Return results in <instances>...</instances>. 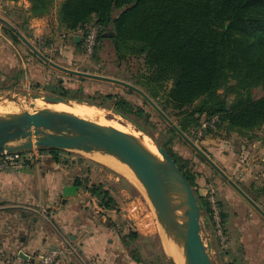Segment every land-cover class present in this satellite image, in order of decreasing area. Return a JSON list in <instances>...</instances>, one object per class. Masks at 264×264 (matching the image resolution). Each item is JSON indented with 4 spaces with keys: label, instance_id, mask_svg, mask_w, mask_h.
<instances>
[{
    "label": "trees",
    "instance_id": "16d2710c",
    "mask_svg": "<svg viewBox=\"0 0 264 264\" xmlns=\"http://www.w3.org/2000/svg\"><path fill=\"white\" fill-rule=\"evenodd\" d=\"M29 2L31 17H40L55 0ZM57 15L69 32L84 30L91 22L101 27L94 55L108 39L118 60L142 57L144 92L171 120L172 113L181 116L176 125L187 137L189 128L199 127L203 116L217 117L218 129L224 125L227 130L245 132L242 135L264 127V96H251L254 88L264 90V0H61ZM11 39L16 41L14 35ZM228 95L234 96L230 104ZM95 105L117 113L156 140L194 189V172L167 148L171 139L161 142L146 132L150 113L142 106L113 94ZM167 130L174 133L171 127ZM38 150L55 161L69 154ZM84 186L100 206L115 209L116 201L104 184ZM198 200L208 221L207 203L200 195ZM126 238L133 259L148 264L136 245L143 237L130 232Z\"/></svg>",
    "mask_w": 264,
    "mask_h": 264
},
{
    "label": "crops",
    "instance_id": "0c3cea01",
    "mask_svg": "<svg viewBox=\"0 0 264 264\" xmlns=\"http://www.w3.org/2000/svg\"><path fill=\"white\" fill-rule=\"evenodd\" d=\"M4 28L0 24V85L12 81L17 73L26 84L34 63L21 55ZM263 137L255 132L250 140L236 137L237 141L225 145L211 135L204 136L201 144L264 211ZM29 153L32 158L24 168L0 171V264H37L49 249L59 250L54 264H144L133 259L126 237L130 232L141 235L148 225L133 228L121 206L103 208L84 188L97 183L108 189L107 184L117 182V178L107 174L105 179L94 177V181L96 167L87 165L83 169L81 161L67 157L55 161L38 149ZM201 170L196 178L199 195L204 194L209 182L216 185L230 240L224 252L216 247L218 264H264V218L230 185L214 179L210 169ZM159 238L161 241V235Z\"/></svg>",
    "mask_w": 264,
    "mask_h": 264
},
{
    "label": "rangeland",
    "instance_id": "374dc122",
    "mask_svg": "<svg viewBox=\"0 0 264 264\" xmlns=\"http://www.w3.org/2000/svg\"><path fill=\"white\" fill-rule=\"evenodd\" d=\"M60 1L61 0H55L54 5L45 15L31 17L29 0H19L16 2L0 0V16L12 23L39 51L48 56L53 62L68 69L117 78L129 82L144 91V80L141 76L146 73V68L144 67L143 58L130 56L125 57L123 60H118L114 48L108 39H104L101 42L95 55H87L84 50V30L69 32L65 30L64 26L60 23L57 15ZM117 13L118 11H115L113 15ZM91 23L86 25H94ZM6 29L7 28H5V34L11 38V35L14 34ZM72 35L79 36L80 39L77 43L80 44L78 46L76 42H74ZM15 37L16 41L12 40L19 46L21 55L28 56L32 59L34 63L32 66L33 69H31V76L29 77L28 83H22L21 80L23 79H21V75L17 73L16 76L11 79L12 81L6 80L0 85V93H8L12 96H17L20 92L40 93L43 95L61 96L69 99L71 102H79L86 105L89 104L88 102L102 104L103 96L108 94L119 95L132 104L142 106L146 112L150 113V118L146 124V132L150 135L152 134L153 137L161 142L171 139L170 144L167 146L168 150L175 157L180 158V162L186 164L189 171L194 172L195 180L199 171L207 167L210 169L211 173L214 174V179L222 181L211 167L197 155L177 133H168L167 129L170 126L140 95L117 84L72 76L54 69L41 61L17 36ZM251 96L253 99L261 98L264 96V90L261 88H254L251 90ZM233 98V95H228L226 98L227 103L230 104ZM19 100L21 101L20 103L24 104L31 102L30 99L27 100L23 97H19ZM95 104L90 103L92 106H96ZM13 105L15 104L4 101L3 105H0V115L19 111L14 110L12 108ZM100 108L105 112L107 120H122L129 124L133 130L139 132L141 136H143L142 133L147 135L135 125L120 117L117 113L107 108ZM26 110L28 112L33 111L29 106H26ZM180 117L181 116L178 117L172 113V121L175 124L180 122ZM213 119H217L214 125H212ZM139 121L140 123H144L143 119ZM218 122L217 117H212L210 119H206L205 116L201 117L199 120V127L189 128V138L203 150L201 142L204 136L215 135L225 142V145L237 141L236 137L244 136L250 139L255 137V132L242 135V133L245 132H239L237 130L230 131L227 130L224 125L218 129ZM209 129L210 132L205 134L204 132ZM256 132L264 135V127ZM249 138L248 140H250ZM24 152L26 153L27 151ZM95 155L97 154L90 155L69 152V154H63L62 157H67L68 159L72 158L75 162L81 161L82 164L80 165L83 169H87V165L96 167L98 171L93 172L94 174L90 173L94 181L96 180L94 177L105 179L104 176L107 174H111V177L114 179L117 178V182L110 181L107 184L109 191L114 194L116 204L124 209L126 215L130 218V224L133 228L138 227L139 224H141L139 226L141 228L144 225H148V228L141 231L143 239L136 243L142 255V260L148 264H168L162 250L159 238V224L154 209L140 183L133 175L131 179L113 168L109 163L98 160L95 158ZM99 169L102 171H99ZM98 173L102 174V177L99 176ZM123 179L124 181H121ZM209 184L213 183L209 182ZM194 192L198 197L200 193L198 192L197 183L194 187ZM214 245L213 243V246ZM216 247L215 245V252L211 257L212 264H218L216 250L218 247ZM219 251L224 252L222 249H219Z\"/></svg>",
    "mask_w": 264,
    "mask_h": 264
},
{
    "label": "water",
    "instance_id": "95a60500",
    "mask_svg": "<svg viewBox=\"0 0 264 264\" xmlns=\"http://www.w3.org/2000/svg\"><path fill=\"white\" fill-rule=\"evenodd\" d=\"M0 24L10 30L34 55L52 68L72 76L117 84L140 95L222 181L230 185L264 218V211L197 144L187 137L143 90L117 78L63 67L39 51L12 23L1 16ZM79 39V36H75L74 42L77 43ZM19 97L30 99L31 102L28 104L33 111L21 109L0 115V154L49 149L97 154L117 160L128 167L144 189L159 224V235L162 229L178 244L186 264H212L211 257L215 249L212 237L207 239L203 237L204 233H210V227L202 214L198 197L175 161L156 140L142 133L153 143L157 156L112 127L68 113L35 109L37 101L64 106L81 104L73 103L61 96L27 92L12 96L8 93H0V105H3L4 101L19 104L21 102ZM93 107L101 109L98 106ZM162 250L168 264H176L174 258L165 249L162 248Z\"/></svg>",
    "mask_w": 264,
    "mask_h": 264
},
{
    "label": "built area",
    "instance_id": "2783aa9c",
    "mask_svg": "<svg viewBox=\"0 0 264 264\" xmlns=\"http://www.w3.org/2000/svg\"><path fill=\"white\" fill-rule=\"evenodd\" d=\"M101 30L99 25H85L84 29V50L87 55H92L96 47V38ZM217 119L212 120V125ZM37 150V149H34ZM25 152H4L0 154V171L13 169L20 170L27 166V162L32 158L29 153ZM203 198L208 206V223L210 233H204V239L212 237L213 243L221 250H227L230 245V240L225 232L224 221L222 217L221 207L217 199V188L214 184H207L204 187ZM58 249H49L39 259L37 264H54L55 258L58 255Z\"/></svg>",
    "mask_w": 264,
    "mask_h": 264
},
{
    "label": "bare ground",
    "instance_id": "6f19581e",
    "mask_svg": "<svg viewBox=\"0 0 264 264\" xmlns=\"http://www.w3.org/2000/svg\"><path fill=\"white\" fill-rule=\"evenodd\" d=\"M26 106H29V104L27 105L24 103H20V104L13 105L12 108L14 110H21V109H26ZM35 108L47 109L52 112L68 113V114L77 116L79 118L85 119V120H89V121H92L98 124L112 127L118 132H120L121 134H123L124 136L135 141L137 144H139L142 148H144L146 151H148L152 155L157 156L154 150V145L150 139H148L145 136H141L139 132L133 130L129 124L123 122L122 120H117V121L107 120V118L105 117L106 116L105 112L91 105L71 104V106H64L62 104H50V103H44V102L37 101L35 104ZM95 158H97L100 161H103V162L105 161L109 163V165H111L113 168H115L122 174L132 179V172L128 169L126 165L118 162L117 160L113 158H108V157L105 158L99 155H95ZM160 235H161V242H162L161 244H162L163 249H165L166 252L174 258L175 263L176 264H186L183 259V255H182L181 249L179 248L178 244H176L172 240L171 237H168L162 229H160Z\"/></svg>",
    "mask_w": 264,
    "mask_h": 264
}]
</instances>
